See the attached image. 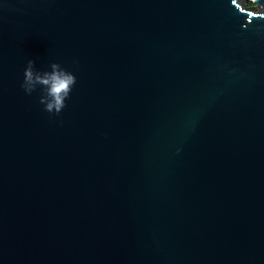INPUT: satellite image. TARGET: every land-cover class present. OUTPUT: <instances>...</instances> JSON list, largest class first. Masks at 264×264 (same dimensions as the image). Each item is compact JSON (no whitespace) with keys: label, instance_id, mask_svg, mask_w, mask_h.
<instances>
[{"label":"water","instance_id":"obj_1","mask_svg":"<svg viewBox=\"0 0 264 264\" xmlns=\"http://www.w3.org/2000/svg\"><path fill=\"white\" fill-rule=\"evenodd\" d=\"M260 11L0 0V264H264ZM30 59L77 76L60 113Z\"/></svg>","mask_w":264,"mask_h":264},{"label":"clouds","instance_id":"obj_2","mask_svg":"<svg viewBox=\"0 0 264 264\" xmlns=\"http://www.w3.org/2000/svg\"><path fill=\"white\" fill-rule=\"evenodd\" d=\"M255 4V0H249ZM243 11V9H241ZM264 16V11L253 12L252 15ZM251 19V15L249 16ZM35 60L30 59L24 69V79L21 87L29 94L36 90L37 86L44 85L42 89L46 95L40 96V102L48 112L60 113L65 107L66 98L70 96L76 83L77 76L74 72L62 68L59 63L52 64V71L43 72L34 68Z\"/></svg>","mask_w":264,"mask_h":264},{"label":"snow or ice","instance_id":"obj_3","mask_svg":"<svg viewBox=\"0 0 264 264\" xmlns=\"http://www.w3.org/2000/svg\"><path fill=\"white\" fill-rule=\"evenodd\" d=\"M232 3L236 4L237 0H232ZM253 16H255V15L253 14ZM245 27H247V25H245Z\"/></svg>","mask_w":264,"mask_h":264},{"label":"rangeland","instance_id":"obj_4","mask_svg":"<svg viewBox=\"0 0 264 264\" xmlns=\"http://www.w3.org/2000/svg\"><path fill=\"white\" fill-rule=\"evenodd\" d=\"M250 4V3H249ZM250 5H253V4H250Z\"/></svg>","mask_w":264,"mask_h":264}]
</instances>
